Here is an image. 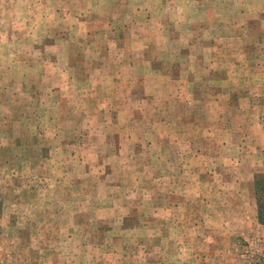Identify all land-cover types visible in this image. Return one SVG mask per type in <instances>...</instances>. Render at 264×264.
<instances>
[{
  "label": "rangeland",
  "instance_id": "374dc122",
  "mask_svg": "<svg viewBox=\"0 0 264 264\" xmlns=\"http://www.w3.org/2000/svg\"><path fill=\"white\" fill-rule=\"evenodd\" d=\"M257 176L264 0H0V264H264Z\"/></svg>",
  "mask_w": 264,
  "mask_h": 264
},
{
  "label": "trees",
  "instance_id": "16d2710c",
  "mask_svg": "<svg viewBox=\"0 0 264 264\" xmlns=\"http://www.w3.org/2000/svg\"><path fill=\"white\" fill-rule=\"evenodd\" d=\"M255 188L259 193L258 197V218L261 222H264V178L258 177L255 179ZM260 192L262 193L260 195Z\"/></svg>",
  "mask_w": 264,
  "mask_h": 264
}]
</instances>
